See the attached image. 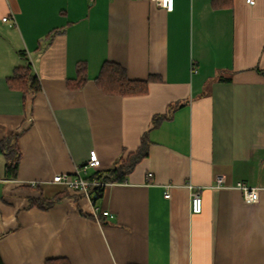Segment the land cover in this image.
Masks as SVG:
<instances>
[{"label":"crops","instance_id":"obj_1","mask_svg":"<svg viewBox=\"0 0 264 264\" xmlns=\"http://www.w3.org/2000/svg\"><path fill=\"white\" fill-rule=\"evenodd\" d=\"M174 4L0 0V143L20 134L21 153L16 179L0 155L2 264H264V0ZM27 62L42 87L34 96L8 83ZM106 62L148 81V94L103 93ZM81 63L88 78L78 89ZM145 134L148 156L95 205L53 183L92 151L99 167L86 179L113 169ZM237 183L258 189L259 201L246 204Z\"/></svg>","mask_w":264,"mask_h":264},{"label":"trees","instance_id":"obj_2","mask_svg":"<svg viewBox=\"0 0 264 264\" xmlns=\"http://www.w3.org/2000/svg\"><path fill=\"white\" fill-rule=\"evenodd\" d=\"M212 6L214 9L226 8L228 0H212ZM77 72V79L73 82V87L80 89L88 78L87 65L85 63L79 64ZM8 83L11 89L20 91L25 96H34L42 89L40 81L29 62L25 66L17 68L14 75L8 79ZM97 84L106 95L119 98L143 96L149 92L148 81L131 80L127 75L126 69L122 65L113 62L103 64L97 78ZM170 109L172 111V105ZM165 118H167V115L155 116L152 121L153 127H157ZM19 136L20 134H14L0 143V155L5 161V175L9 179H16L18 175L21 159L18 147ZM149 146L148 134H145L141 140L139 149L135 153L129 155L126 160L120 159L113 169L103 173L97 172L90 179L104 184L125 182L135 166L148 156ZM103 193L104 190L101 191L99 199L103 196ZM51 204H46V206ZM43 205V203L40 204L44 208ZM0 264H2L1 260ZM45 264H70V262L67 259L59 258L48 260Z\"/></svg>","mask_w":264,"mask_h":264},{"label":"built area","instance_id":"obj_3","mask_svg":"<svg viewBox=\"0 0 264 264\" xmlns=\"http://www.w3.org/2000/svg\"><path fill=\"white\" fill-rule=\"evenodd\" d=\"M155 5L167 12H172L174 10V0H151ZM249 5H255L256 0H246ZM9 18H4L3 21L7 22ZM99 167V158L95 151L90 153L89 159L85 165L78 166L74 174H63L56 175L53 178V183L61 184L65 186L68 190L82 194L84 197L90 199L95 205L99 200L101 191L104 190L106 184L98 182L97 180H88L84 177V173L89 168L97 169ZM225 179L223 177H217L216 187H224ZM170 186H167V190ZM192 190L194 187L189 185ZM236 189H239L243 193V198L246 204H255L259 201V190L256 188H251L243 183H237L235 185ZM191 210L193 214H200L203 211V199L199 191H191ZM165 197H170L167 191ZM104 216H109L108 212L102 213Z\"/></svg>","mask_w":264,"mask_h":264}]
</instances>
